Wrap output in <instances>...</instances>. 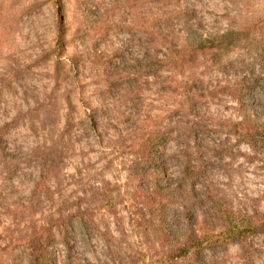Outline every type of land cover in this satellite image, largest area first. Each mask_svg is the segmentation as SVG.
<instances>
[{
    "label": "rangeland",
    "instance_id": "rangeland-1",
    "mask_svg": "<svg viewBox=\"0 0 264 264\" xmlns=\"http://www.w3.org/2000/svg\"><path fill=\"white\" fill-rule=\"evenodd\" d=\"M258 19L255 36L264 35V0H0V127L14 123L0 164V264L37 255L26 240L35 229H47L49 264H168L172 246L146 229L143 199L168 185L179 194L165 219L206 211L178 185L191 153L204 171V193L217 191L242 213H264V147L251 150L225 127L244 117L264 122L259 83L243 94L244 112L223 89L244 75L229 61L250 63L249 56L233 51L216 64L201 55L190 68L156 75L138 69L131 83L117 69L121 57L162 60L165 35L180 45ZM253 66L261 75L260 59ZM133 88L137 98L125 94ZM195 93L182 122L212 131L196 154L195 144L181 143L179 112ZM154 131H170L160 149L177 158L137 170L139 144ZM40 153L50 157L49 176L46 192L34 194ZM155 168H165L164 180L154 181ZM170 231L179 238L184 228ZM244 244L246 251L237 244L204 251L205 264H264V230Z\"/></svg>",
    "mask_w": 264,
    "mask_h": 264
},
{
    "label": "trees",
    "instance_id": "trees-1",
    "mask_svg": "<svg viewBox=\"0 0 264 264\" xmlns=\"http://www.w3.org/2000/svg\"><path fill=\"white\" fill-rule=\"evenodd\" d=\"M7 16L11 19H19L20 14H15L8 7ZM164 19L169 21V13L164 16ZM263 19V18H261ZM261 19L250 21L247 24L240 27H228L223 32H217L210 37L200 36L196 40L184 41L178 45L176 40L166 38V35L159 40L161 45L166 48V55L162 60L155 58L150 59H136L133 63H129L125 58L121 57V61L117 66L119 71L124 73V82L131 83L138 77L136 72L138 69L144 70L147 74L156 75L157 70L171 66L179 70H185L194 66L198 58L203 55L207 56L216 64L220 63L222 55L233 51H243L241 55H247L252 60L250 63L246 62L243 58H238L235 61H229V65H238L244 72L241 80L234 81L231 87H223L235 100L241 112L243 108L247 109L248 104L242 96L244 93L250 91L257 83H259V91L262 95L264 102V35L255 36L253 28L256 26L255 22L263 21ZM258 22V23H259ZM12 20L10 25L14 24ZM257 23V29L262 31V25ZM61 24L57 22V29L59 36H62L60 30ZM131 31L137 28V25L128 27ZM2 32L4 29L2 28ZM162 34V33H161ZM149 35H152L150 33ZM153 40V38H152ZM149 40V41H152ZM150 42V44H152ZM210 56H208V55ZM222 56V57H221ZM256 59H260L262 72L256 75L253 71V65L256 63ZM157 67V68H154ZM137 86V84L135 85ZM134 86V87H135ZM239 86V87H238ZM129 92V93H128ZM125 91L126 95L130 93L139 96L133 90ZM197 93L187 97V100L181 102L182 120L180 129L182 133L181 143L186 147L193 143V147L196 149L195 154L199 152L200 143L204 136L208 137L212 132L210 129H206L203 125L197 122H182L188 121L185 119V114L191 113L190 108L192 103L200 97ZM67 104L70 106L69 101ZM264 106V105H263ZM185 119V120H184ZM191 123V124H190ZM14 126V123L6 124L0 127V164H5L4 150H3V138L8 130ZM225 127L229 130V133L236 137L240 143L245 144L253 151H258L257 148L264 147V122L258 120H252L248 117H244L243 120L237 122L226 123ZM170 131L161 132L154 131L151 134L142 139L139 144V155L135 165V169L149 168L150 165L156 167V163L163 165L166 159H176V155L168 156L162 149L161 145L166 141ZM190 142V143H189ZM259 152V151H258ZM41 157L39 161V170L37 180L34 182L31 193L46 192L47 179L49 176L48 160L50 157L47 154L40 153ZM192 153L189 156V162L185 159L182 163L181 177L178 185L189 188L194 204L199 208H205L206 211H195L193 215L187 209L185 212L179 213V217H172L171 219H165L164 212L167 209L173 208L174 196L178 195L177 188L168 185L154 186L150 188L143 199V210L145 214V227L152 230L161 238L162 241L168 245L171 244L172 248L165 253V259H169L168 264H205L206 260L203 259L202 253L204 251L216 253L218 250H225L229 245H240L242 249H245L244 242L247 238L255 236L264 230V213L253 214L242 213L241 211L233 209L228 206L226 200L219 195L217 191H208V194L202 191L205 188V176L202 167L199 165L194 166L191 162ZM198 160V159H197ZM157 161V162H156ZM199 161V160H198ZM156 162V163H155ZM158 167H160L158 165ZM150 171V170H149ZM154 181H159V178L164 180L166 177L165 168L154 169ZM197 188V189H196ZM207 209L209 212H207ZM200 210V209H199ZM184 217V218H183ZM183 227L184 233L179 238H173L171 229L177 227ZM30 237L26 239L31 247L37 250V255L32 256L27 264H49L46 259L47 252L49 250V242L47 229L33 230ZM42 238H44L42 240ZM25 240V239H24ZM136 254L134 255L135 260ZM165 261V260H164ZM174 261L173 263H170ZM166 262V261H165ZM136 264V261L133 262Z\"/></svg>",
    "mask_w": 264,
    "mask_h": 264
}]
</instances>
